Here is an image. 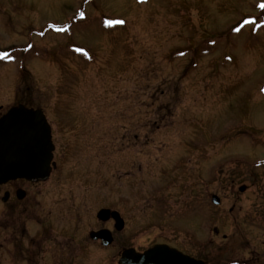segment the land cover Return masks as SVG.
Instances as JSON below:
<instances>
[{"label": "rangeland", "instance_id": "1", "mask_svg": "<svg viewBox=\"0 0 264 264\" xmlns=\"http://www.w3.org/2000/svg\"><path fill=\"white\" fill-rule=\"evenodd\" d=\"M262 4L0 0V105L27 101L67 140L89 137L37 197L40 264H117L156 243L208 262L263 253ZM103 228L107 246L88 238Z\"/></svg>", "mask_w": 264, "mask_h": 264}, {"label": "flooded vegetation", "instance_id": "2", "mask_svg": "<svg viewBox=\"0 0 264 264\" xmlns=\"http://www.w3.org/2000/svg\"><path fill=\"white\" fill-rule=\"evenodd\" d=\"M19 104L22 103L15 102L7 108H5L6 104L0 105V117L10 107ZM25 104L28 105L27 101ZM25 104L23 103V105ZM57 110L55 109V111ZM60 124L55 119L49 122L53 147L50 161L51 170L47 179L32 181L25 178H16L0 183V262L5 260L3 258L5 256L16 257L15 255H19L16 259L23 264H40L42 260L40 257L42 256L44 236L42 219L36 209L39 204L37 197L42 194V185L49 180L50 176L54 175V179L50 181L55 182L57 185L58 182L65 180L69 175L70 165L66 164L67 157L70 155L69 152L74 151L77 155H80L85 151V147L89 145V137L81 131L73 132L72 136L68 135L69 139L67 140L66 135L63 133V126ZM84 157L83 155L78 159L84 160ZM261 217L263 223L264 212L262 211ZM109 221H112V219H109ZM31 222L36 224L33 229L27 226V223ZM94 241L101 245L99 239ZM233 250H236V248ZM215 251L211 262L205 261L206 264H264V251L261 254L258 252L252 254L241 250L242 255L239 258L237 255L230 254L226 260L220 258V249ZM16 259L11 258L12 261Z\"/></svg>", "mask_w": 264, "mask_h": 264}, {"label": "water", "instance_id": "3", "mask_svg": "<svg viewBox=\"0 0 264 264\" xmlns=\"http://www.w3.org/2000/svg\"><path fill=\"white\" fill-rule=\"evenodd\" d=\"M52 143L50 127L39 109L23 105L11 107L0 118V183L9 179L45 180L50 172ZM245 186L239 187L243 191ZM211 201L218 204L220 199L213 195ZM112 217L114 228L121 230L124 221L117 211L102 208L97 218ZM91 239H100L109 245L113 238L107 229L91 231ZM118 264H205L167 244H155L142 252L124 248Z\"/></svg>", "mask_w": 264, "mask_h": 264}, {"label": "snow or ice", "instance_id": "4", "mask_svg": "<svg viewBox=\"0 0 264 264\" xmlns=\"http://www.w3.org/2000/svg\"><path fill=\"white\" fill-rule=\"evenodd\" d=\"M261 7H264V4H262V5H261ZM3 55H5V56H6L7 54L5 53V54H3Z\"/></svg>", "mask_w": 264, "mask_h": 264}, {"label": "trees", "instance_id": "5", "mask_svg": "<svg viewBox=\"0 0 264 264\" xmlns=\"http://www.w3.org/2000/svg\"><path fill=\"white\" fill-rule=\"evenodd\" d=\"M206 261L208 260V259H205Z\"/></svg>", "mask_w": 264, "mask_h": 264}]
</instances>
